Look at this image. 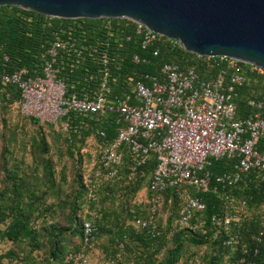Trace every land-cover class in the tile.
<instances>
[{
	"label": "trees",
	"instance_id": "obj_1",
	"mask_svg": "<svg viewBox=\"0 0 264 264\" xmlns=\"http://www.w3.org/2000/svg\"><path fill=\"white\" fill-rule=\"evenodd\" d=\"M128 35L130 39H126ZM55 39L65 40L68 46L66 49H59L54 62V66L58 69V76L65 82L67 94L76 93L79 97L99 90L105 69L109 72L111 94H122L137 81L143 80L149 84L148 77L153 76L159 79L161 67L165 63L190 64L191 58L195 56L194 53L184 50L179 45L171 46L167 41L158 43V53L154 55L155 45L151 44L147 48H142L141 36L134 31L133 22L125 18L66 19L46 16L14 5H2L0 6V73L4 70L10 72L25 68L28 76L41 75L42 65L48 58V50ZM134 55H138V61H134ZM103 56L107 59L106 65L102 61ZM198 71L200 77L215 74V70L200 68ZM238 92L237 115L243 116L251 110L247 103L248 98H260L264 94V84L261 81L245 84L238 88ZM0 98L18 102L20 90L15 85H2L0 82ZM25 116L37 123L39 127L49 128L53 124L37 117ZM59 121L61 124L66 121L68 123L64 139L70 154H73L71 148L77 142L83 143L89 137L95 140L94 143L99 140L109 142L117 133L114 113L95 117L69 112ZM99 130L104 131V137L100 136ZM262 142L264 143V140ZM42 145L44 152L48 151L44 136ZM236 161V158L214 159L211 157L207 169L213 174L231 171ZM134 163L132 155L125 151L117 177L103 184L104 192L108 197L114 194L118 186L123 195L133 196L145 186L151 196L149 210L153 202V194L149 190L148 183L156 165V157L151 153L144 163L137 166V172L132 174ZM52 165L51 158L46 157L44 160L46 171L43 175L51 185L54 174ZM94 167L96 165L92 169ZM11 175L15 176L13 172ZM21 182L22 179L19 182L12 180L10 186H6L5 192L0 190V239L21 242L22 245L26 244L33 248L46 243L51 259L61 264L67 252L71 251L64 250L61 244V241L66 238L64 230L56 227L55 224L52 226L35 224V218L39 217L43 209L34 207L33 198L36 196L32 188H23ZM79 182L80 190L76 192L72 208L67 216L75 221L70 228V234L82 237L83 242V222L89 215L78 218L76 215V209L79 207L78 199L81 201L87 199L91 203L94 200L88 197L81 174ZM261 183L260 176L253 172L247 184L240 182L232 188L217 184L213 178L205 191L190 187L191 194L200 197L205 203V208L196 213L194 221L198 223L197 227L173 229L172 247L162 261H157L155 256L165 243L164 238L159 237V234L151 236L144 230H136L133 226H126L121 222L106 226L105 220H99L95 224L94 235L110 234L111 241L115 242L117 249L123 248L127 252L138 248L133 256L135 264H176L185 242L191 245H202L209 238H212L211 243L217 247V251L208 257L205 264H226L227 262L232 264L241 257L255 258L259 264H264V240L258 242L255 238L261 228V214L264 210ZM235 196L241 199V203L245 200L244 206L262 208V210L241 219L236 224L224 226L212 223L210 219L212 214L229 213L236 209L233 204ZM168 199L176 204L173 217L177 219L183 199L172 188L166 190L162 202H167ZM135 217L142 216L136 214ZM228 238L233 239L232 244L224 242ZM255 248L258 249L256 254ZM14 251V249L11 250V252ZM109 255L115 259V250ZM115 263L123 264V261L117 259ZM21 264H37V262L28 256L27 262Z\"/></svg>",
	"mask_w": 264,
	"mask_h": 264
},
{
	"label": "built area",
	"instance_id": "obj_2",
	"mask_svg": "<svg viewBox=\"0 0 264 264\" xmlns=\"http://www.w3.org/2000/svg\"><path fill=\"white\" fill-rule=\"evenodd\" d=\"M130 21L141 36L142 48L155 45L154 55L158 53V43L167 41L171 46L179 45L176 40L153 32L141 22ZM67 47L65 40L55 39L51 43L41 75L28 76L25 68L4 70L0 73V82L15 85L20 90L21 112L42 121L57 123L69 112L95 117L107 113L116 115V136L109 142L94 143L92 155L96 167L83 177L90 199H96V190L103 182L117 177L125 151L135 162L132 174L151 153L156 157L148 183L153 194L149 215L132 219L136 230H144L151 236L159 234L155 215L168 188L183 199L174 229L197 227L194 218L205 208V203L191 194L190 187L205 191L212 178L217 184L232 188L240 182L247 184L254 172L260 176L264 195V94L260 98H248L250 112L237 115L238 88L255 81L264 84V70L259 65L225 55L195 54L190 64L165 63L159 79L150 76L149 84L137 81L122 94H111L109 72L105 69L99 90L79 97L76 93L67 94L65 82L54 66L59 49ZM133 59L138 61V55ZM102 61L107 64L105 56ZM200 68L215 70V74L200 77ZM67 125L66 121L64 127ZM99 134L105 136L103 130H99ZM211 157L236 158L237 161L233 170L213 174L207 169ZM210 219L224 226L237 223L227 212L212 214ZM95 229L91 220L83 222L85 246L93 245ZM255 238L258 242L264 240V210ZM224 242L232 244L233 239ZM257 252L255 248L254 253ZM72 261L85 264L84 254L69 252L62 263ZM232 264L259 263L255 258L241 257Z\"/></svg>",
	"mask_w": 264,
	"mask_h": 264
},
{
	"label": "rangeland",
	"instance_id": "obj_3",
	"mask_svg": "<svg viewBox=\"0 0 264 264\" xmlns=\"http://www.w3.org/2000/svg\"><path fill=\"white\" fill-rule=\"evenodd\" d=\"M66 133L64 124L60 121L51 124L49 128L39 127L37 123L22 114L17 101L0 98V190L5 192L6 186H10L12 180L19 182L22 179V187L32 188L36 196L33 198L34 207L43 209L39 217L35 218V224L37 226L55 224L56 227L63 228L66 238L61 241V244L64 250H71L69 252L73 254L83 253L85 264H116L117 259L122 260L123 264H135L133 256L138 248L133 249L132 252H127L123 248L117 249L108 233L94 235L92 246H85L84 234L83 242L82 237L70 234V228L75 221L67 216L68 211L72 208L76 192L81 187L80 174L84 177L94 166L92 154L95 149V140L89 137L83 143L77 142L71 148L73 154H70L64 139ZM43 136L48 145L46 152L42 145ZM46 157L51 158L53 164L52 185L43 175L46 171L44 168ZM12 172L15 176L11 175ZM104 183L97 188L94 202L78 199L79 207L76 209V215L79 219L89 215L88 220L94 224H97L99 220H105L106 226L114 222L132 226V219L136 214L142 217L148 216L151 196L145 186L133 196L123 195L117 186L114 194L107 197L104 192ZM233 204L236 209L229 213L237 219L236 222L262 210V208L244 206L241 199L239 200L236 196ZM175 212L176 204L171 199L162 202L157 209L155 222L159 229L158 236L165 240L164 245L155 255L157 261H162L172 247ZM211 239L209 238L202 245H191L185 242L176 264H205L208 257L217 251ZM12 249L15 251L11 252ZM114 250L116 258L112 259L109 253ZM28 256L32 257L37 264H58L51 259L46 243L33 248L26 244L22 245L21 242L0 239V264H21L27 262ZM68 264H78V262L72 261Z\"/></svg>",
	"mask_w": 264,
	"mask_h": 264
},
{
	"label": "water",
	"instance_id": "obj_4",
	"mask_svg": "<svg viewBox=\"0 0 264 264\" xmlns=\"http://www.w3.org/2000/svg\"><path fill=\"white\" fill-rule=\"evenodd\" d=\"M57 18H126L184 50L225 55L264 70V0H0Z\"/></svg>",
	"mask_w": 264,
	"mask_h": 264
}]
</instances>
